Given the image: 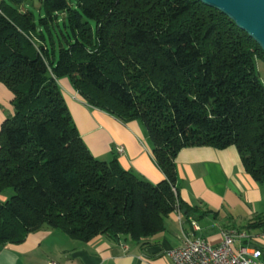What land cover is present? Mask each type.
<instances>
[{"label":"trees","instance_id":"trees-1","mask_svg":"<svg viewBox=\"0 0 264 264\" xmlns=\"http://www.w3.org/2000/svg\"><path fill=\"white\" fill-rule=\"evenodd\" d=\"M27 0L0 3V81L14 113L0 131V245L42 229L88 242L135 241L176 209V158L188 146L235 145L264 183V50L200 0ZM92 21L95 22V29ZM68 78L90 106L146 127L157 184L90 151L66 103ZM176 188V189H174ZM248 228L264 227V211Z\"/></svg>","mask_w":264,"mask_h":264},{"label":"crops","instance_id":"crops-1","mask_svg":"<svg viewBox=\"0 0 264 264\" xmlns=\"http://www.w3.org/2000/svg\"><path fill=\"white\" fill-rule=\"evenodd\" d=\"M59 83L78 131L95 157L106 161L116 158L124 169L153 184L166 178L140 120L124 122L86 103L68 78L59 79ZM13 99V92L0 81V131L14 113ZM176 167L179 196L191 210L188 214L173 211L158 233L140 241L100 235L83 242L60 230L42 229L22 243L0 245V264H174L168 251L182 246L183 230L206 238L212 245L221 243L223 230H255L264 237V227H247L264 211V183L246 171L235 145L185 147L177 155ZM11 193L0 194V201ZM191 220L198 222L199 231L192 229ZM245 244L254 246L252 240Z\"/></svg>","mask_w":264,"mask_h":264},{"label":"built area","instance_id":"built-area-1","mask_svg":"<svg viewBox=\"0 0 264 264\" xmlns=\"http://www.w3.org/2000/svg\"><path fill=\"white\" fill-rule=\"evenodd\" d=\"M118 150L122 151L123 147ZM191 227L194 231L201 229L195 220H191ZM182 234V246L168 251L174 264H264L263 251L245 244L252 238L247 231L223 230L219 245H212L206 238L193 236L185 230ZM49 264L62 263L50 261Z\"/></svg>","mask_w":264,"mask_h":264},{"label":"water","instance_id":"water-1","mask_svg":"<svg viewBox=\"0 0 264 264\" xmlns=\"http://www.w3.org/2000/svg\"><path fill=\"white\" fill-rule=\"evenodd\" d=\"M227 15L264 50V0H200Z\"/></svg>","mask_w":264,"mask_h":264},{"label":"rangeland","instance_id":"rangeland-1","mask_svg":"<svg viewBox=\"0 0 264 264\" xmlns=\"http://www.w3.org/2000/svg\"><path fill=\"white\" fill-rule=\"evenodd\" d=\"M72 5H75V0H68ZM27 3L29 4V8L32 9L36 14L39 13L41 8V0H27ZM93 27L95 29V22L92 21ZM257 71L258 74L264 84V59H258L256 62ZM250 235L252 236L251 240L254 242V246L260 247L264 250V237L258 236L257 231L251 230L249 231ZM260 232V231H259ZM56 262V261H55Z\"/></svg>","mask_w":264,"mask_h":264}]
</instances>
